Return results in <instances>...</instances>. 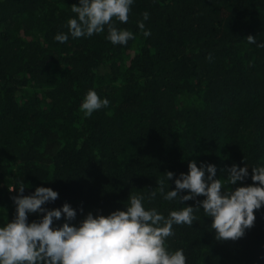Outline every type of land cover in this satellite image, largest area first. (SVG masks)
<instances>
[{"label": "trees", "instance_id": "16d2710c", "mask_svg": "<svg viewBox=\"0 0 264 264\" xmlns=\"http://www.w3.org/2000/svg\"><path fill=\"white\" fill-rule=\"evenodd\" d=\"M73 5L79 0H0V226L15 216L10 191L21 183L23 195L57 192L44 207L69 204L73 225L89 212L123 211L132 194L166 218L194 207L159 192L149 199L166 172L175 175L165 193L174 190L191 161L214 165L218 179L246 166L248 178L232 188L252 184L251 168L264 167V0H133L128 22L114 21L136 37L126 45H113L106 27L73 38ZM145 12L148 37L137 27ZM89 90L110 103L86 117ZM194 215L167 240L186 264H264V206L236 241H217L211 218Z\"/></svg>", "mask_w": 264, "mask_h": 264}, {"label": "clouds", "instance_id": "9594fccd", "mask_svg": "<svg viewBox=\"0 0 264 264\" xmlns=\"http://www.w3.org/2000/svg\"><path fill=\"white\" fill-rule=\"evenodd\" d=\"M133 0H79L71 11L76 18L67 21L73 38L91 37L107 28V39L113 45H126L136 37L127 29L117 28L114 21L126 24L131 13ZM148 13L137 22L145 37L151 35L145 30L143 21ZM55 40L65 43L68 35L58 34ZM245 40L256 44L253 36ZM264 46V45H258ZM207 59L211 60L209 54ZM107 98H101L96 91L89 90L81 103L86 117L109 105ZM187 174L181 173L174 179L175 188L165 193V181L173 180L174 173L166 172L159 181L158 189L149 193L154 199L159 192L166 201H177L184 205L195 201V206H183L173 210L166 218L155 208L147 209L143 195L128 196L124 210L108 215H93L89 212L73 225L77 213L65 203L59 209L49 210L45 204L58 199V193L47 187H37L31 195H23V183L10 192L15 205L14 218L0 226V264H186L182 249L172 251L168 238L175 235L173 225L192 226L198 219L195 212L211 218V229L217 241H236L244 237L246 230L255 225V211L264 206V167L251 168L252 184H243L248 178V167L231 166L226 179L216 177V167L195 161L188 163ZM225 184L231 186L225 187ZM187 195H180L181 192ZM197 197H204L197 200ZM82 211V210H81ZM40 214L37 221H28L29 214ZM63 217L64 223L54 226V221Z\"/></svg>", "mask_w": 264, "mask_h": 264}]
</instances>
